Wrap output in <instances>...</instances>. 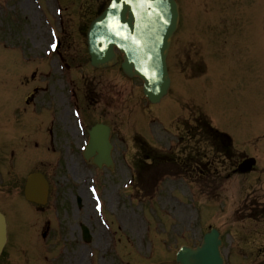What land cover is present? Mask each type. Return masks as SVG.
Masks as SVG:
<instances>
[{"label":"rangeland","instance_id":"obj_1","mask_svg":"<svg viewBox=\"0 0 264 264\" xmlns=\"http://www.w3.org/2000/svg\"><path fill=\"white\" fill-rule=\"evenodd\" d=\"M107 1L58 0V3L62 7L65 24L60 53L69 64L67 75L71 80V90L74 88L76 91V100L80 102L78 107H82L86 123L102 121L112 129L113 172L110 174L106 169L97 172L93 166L85 169L83 162L77 164L76 156L79 155L76 152L80 143L70 146L74 153L68 156L65 148L60 146L64 154L63 166L70 170H65V176L58 172L55 178L53 163L47 170L50 171V179L64 187L67 210H60L59 216L56 215L53 205L57 201L52 200V208L41 216H30L29 219L22 216L20 222V217L17 216L18 220L14 217L12 206L14 194L20 193L25 174L15 171L14 175L9 169L7 174L3 171L2 180L5 178L9 186L16 189L9 198L1 196L0 191V205L3 203L0 207L7 215L12 213L8 215L11 246L4 252L1 264H175L172 260L177 248L197 244L201 235L211 227L226 236L223 253L227 255L228 264H264V222L257 219L259 211L264 208V39L261 38L258 47L252 45V50L257 49L252 64L245 62L247 53L241 44L240 33L234 34L239 47L233 50L232 56L229 48L222 47L225 54L215 53L213 43L202 46V49L207 48L203 49L205 61L203 55L201 58L206 69L201 78L211 77L209 87L215 90L213 96L204 97L203 85L196 84V79L186 82L181 79L183 74L187 77L184 63L185 57H190V53L185 51L188 47L186 39H190L203 23L211 25L209 20L214 18L216 11L209 12L206 18H200L196 13L194 21L184 22V35L178 40L173 39L170 48V71L176 69L181 77L176 82L170 72L172 91L160 104L150 107L142 95L141 83L126 79L118 66L94 70L89 65L83 45L84 31L79 32L77 28L87 25L98 14L96 6L104 8ZM178 1L182 4L188 0ZM213 2L211 0L210 5L215 8L217 4ZM239 2L228 0V7L226 1L221 2L220 11L222 14L223 11L230 12ZM55 3V0H0V139L6 140L7 149L3 156L8 167L11 160L18 161V169L23 166L21 158L30 162L37 156L49 155V128L56 134V125H59L63 135H69L71 143L78 133L71 116L75 106L66 99L67 94L57 109V94L64 78L57 71L58 59L44 54L51 43L45 19L52 21L49 25L55 27L58 19L55 10L60 8ZM261 3L264 5V0ZM39 6L46 17L39 12ZM195 24L197 27L193 28ZM180 49H183L184 57ZM211 50L212 56L208 55ZM246 67H252L248 74ZM37 90L39 93L33 107H25V97ZM188 101L206 104L208 110L205 114L214 126L234 138V155L226 160L212 153L204 144L200 145L209 157L212 173L218 170L216 177L205 174L210 182L207 184L197 180L196 176H181L179 168L170 162L167 166L159 165L164 162H155L139 172L140 164L136 161L139 150L135 142H140L142 148L145 142L138 135L156 146L161 155L167 154V149L174 146V156L180 157L181 147L175 137L180 132L178 125L191 123L197 118L195 109L185 106L188 115L181 109L180 105ZM183 115L188 119L181 120L179 116ZM256 137L257 142L261 141V151L258 146L253 147L255 143L249 142L248 147L241 150L244 142ZM69 144L68 141L66 145ZM9 151H14L13 159ZM248 156L257 160L255 173L246 177L233 174V167ZM155 175L159 185L155 184ZM129 180L133 183L127 189ZM91 181H96L102 204L100 219L107 225L106 233L97 221L95 201L88 192ZM148 195L151 198H147ZM77 196L82 204L79 210L75 209ZM24 204L16 203V208L24 211L22 215L30 211V207ZM44 216L52 221L51 235L46 240L41 237L46 226L40 230ZM57 220H61L60 227ZM81 224L87 226L92 234L90 244L81 241ZM106 236L116 253L114 262L105 254L108 250ZM237 256L240 261H235Z\"/></svg>","mask_w":264,"mask_h":264},{"label":"water","instance_id":"obj_2","mask_svg":"<svg viewBox=\"0 0 264 264\" xmlns=\"http://www.w3.org/2000/svg\"><path fill=\"white\" fill-rule=\"evenodd\" d=\"M176 22L174 0H113L87 32L91 65L95 68L114 65V48H117L122 54L123 73L129 78L141 79L143 93L152 103H157L169 85L165 59ZM108 137L109 131L103 126L90 132L85 158L93 157V163L98 167L111 166ZM33 182L34 178H31L28 186ZM3 236V219L0 217V242ZM219 246L218 234L211 230L200 247L194 250L182 248L177 264H222Z\"/></svg>","mask_w":264,"mask_h":264},{"label":"flooded vegetation","instance_id":"obj_3","mask_svg":"<svg viewBox=\"0 0 264 264\" xmlns=\"http://www.w3.org/2000/svg\"><path fill=\"white\" fill-rule=\"evenodd\" d=\"M26 104L29 106L31 103H30L29 101H27ZM55 136H56V138H57V137L59 136V133L57 132ZM53 138H54V137L52 136V138H51V140H50L52 143L55 142ZM3 157H4V156H2V158H3ZM53 191H54V189H53ZM53 195L56 196V199H57V198H60V196H61V194H57V193H55V194L53 193ZM62 195H64V194L62 193ZM63 200H66V197H63ZM39 210H40V211H45L44 208H39Z\"/></svg>","mask_w":264,"mask_h":264},{"label":"snow or ice","instance_id":"obj_4","mask_svg":"<svg viewBox=\"0 0 264 264\" xmlns=\"http://www.w3.org/2000/svg\"><path fill=\"white\" fill-rule=\"evenodd\" d=\"M112 7H114V8H115V7H116V4H115V3H113ZM52 47H53V48H55V44H53V45H52Z\"/></svg>","mask_w":264,"mask_h":264}]
</instances>
